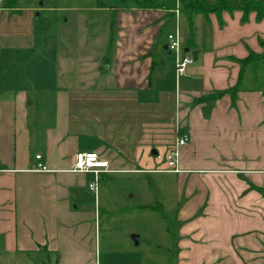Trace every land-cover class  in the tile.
I'll use <instances>...</instances> for the list:
<instances>
[{
  "label": "crops",
  "instance_id": "1",
  "mask_svg": "<svg viewBox=\"0 0 264 264\" xmlns=\"http://www.w3.org/2000/svg\"><path fill=\"white\" fill-rule=\"evenodd\" d=\"M157 2L161 9L95 5L82 18L87 27L97 20L95 33L65 49L39 43L49 32L34 30L35 10H0V259L56 252L62 222L78 211L70 193L92 179L68 172L75 154L153 173L180 130L188 141L177 173H165L176 180L174 263L264 264V96L239 92L234 107L227 95L193 102L233 86L237 60L264 52V21L239 11L196 16L204 46L194 36L197 59L178 84L163 73L167 36L187 24L175 0ZM105 30L102 47L87 46ZM36 155L45 172L31 171Z\"/></svg>",
  "mask_w": 264,
  "mask_h": 264
},
{
  "label": "rangeland",
  "instance_id": "2",
  "mask_svg": "<svg viewBox=\"0 0 264 264\" xmlns=\"http://www.w3.org/2000/svg\"><path fill=\"white\" fill-rule=\"evenodd\" d=\"M113 1L104 0L107 5ZM5 4L6 0H0V10L4 9ZM95 5L96 0H15L13 11L16 15H22L26 10H35L33 16L38 14L39 17L34 23V30L39 34L49 32L40 38L39 43L43 47L52 46L53 43L55 49H65L73 44H82L83 34L95 33L97 20L88 27L82 25V18L91 14L89 11ZM6 12L9 10L6 9ZM198 19L192 23L193 34L198 44L201 42L204 46L203 38L201 41L198 37L204 33L206 25L201 17ZM106 30V34H99L103 36L102 40L92 39L87 46L102 47L107 38ZM179 30L185 43L187 26L181 23ZM169 31L174 33V30ZM189 51L191 53L193 50ZM167 61L164 62L165 77L172 75V72L175 74L172 54L167 55ZM184 81L186 78L181 77L178 84ZM173 83L175 86V78ZM242 83L243 87L253 88L249 72L244 74ZM40 92L45 94L46 90ZM74 189H70L73 192L68 200L69 208L73 211V207H77L78 211L71 212L74 215L70 222H62L56 252L51 253L41 247L34 256L7 257L0 259V264H169L170 259L174 262L172 239L177 208L174 175L163 172H117L101 176L96 201L87 186ZM66 222L71 224V229L66 227ZM132 236L137 237V244Z\"/></svg>",
  "mask_w": 264,
  "mask_h": 264
},
{
  "label": "trees",
  "instance_id": "3",
  "mask_svg": "<svg viewBox=\"0 0 264 264\" xmlns=\"http://www.w3.org/2000/svg\"><path fill=\"white\" fill-rule=\"evenodd\" d=\"M157 1L118 0L115 8L131 5L138 10L161 9L162 5ZM14 2L15 0H6L4 8H13ZM96 8L99 10L104 9V0H96ZM234 11L241 12L243 19L249 13H254L256 21H264V0H214L212 3L207 0H179V16L183 17L188 27V37L185 40L184 49H192L194 47L192 23L196 16L207 18L210 14L220 15L222 12L232 13ZM237 64L239 66L238 76L233 86L196 98L193 102L195 104L215 102L227 95L229 96L231 106L234 107L239 92L255 91L260 92L264 96V52L262 54L249 53L243 59L237 60ZM247 72L251 75V85L253 88L243 87L242 80L244 79V74ZM260 191L264 195V192ZM168 262L169 264H174L172 259Z\"/></svg>",
  "mask_w": 264,
  "mask_h": 264
},
{
  "label": "built area",
  "instance_id": "4",
  "mask_svg": "<svg viewBox=\"0 0 264 264\" xmlns=\"http://www.w3.org/2000/svg\"><path fill=\"white\" fill-rule=\"evenodd\" d=\"M179 0H175L174 14L176 17L179 15L178 12ZM183 39L180 36V30L175 29L173 34L167 36L166 49L173 55L174 58V73L178 80L181 77H187L188 69L193 64V59L189 54L183 52ZM176 140L174 146L165 155H156L158 160H161L165 165V169L157 172L163 173H177L178 163V150L187 144V135L178 130L176 132ZM35 163L31 168L32 172H45L46 168L42 162L40 155L34 157ZM74 174H90L92 179L88 184V190L94 194L96 201L98 184L101 176L113 174L123 171H113L109 169L108 162L100 157L95 152H78L75 154L72 160V164L68 170ZM133 173H142L141 171L133 170L129 171Z\"/></svg>",
  "mask_w": 264,
  "mask_h": 264
},
{
  "label": "water",
  "instance_id": "5",
  "mask_svg": "<svg viewBox=\"0 0 264 264\" xmlns=\"http://www.w3.org/2000/svg\"><path fill=\"white\" fill-rule=\"evenodd\" d=\"M183 52H184L185 54L190 53L189 49H184ZM197 54H198L197 51H192V52L190 53V56L192 57L193 61H196V59H197ZM207 114H208V111L205 110V111H204V115L207 116ZM132 240L134 241L135 244H137V240H138V239H137L136 236H132Z\"/></svg>",
  "mask_w": 264,
  "mask_h": 264
}]
</instances>
